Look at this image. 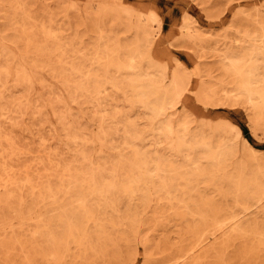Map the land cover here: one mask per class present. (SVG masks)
<instances>
[{
  "label": "rangeland",
  "instance_id": "374dc122",
  "mask_svg": "<svg viewBox=\"0 0 264 264\" xmlns=\"http://www.w3.org/2000/svg\"><path fill=\"white\" fill-rule=\"evenodd\" d=\"M0 238V264H264V0H0Z\"/></svg>",
  "mask_w": 264,
  "mask_h": 264
},
{
  "label": "bare ground",
  "instance_id": "6f19581e",
  "mask_svg": "<svg viewBox=\"0 0 264 264\" xmlns=\"http://www.w3.org/2000/svg\"><path fill=\"white\" fill-rule=\"evenodd\" d=\"M136 155V154H135ZM172 169H174V168H172ZM172 172V171H171ZM174 174V173H173ZM70 175V174H69ZM170 175V174H169ZM172 176V175H171ZM93 180H94V178H93ZM22 182V181H21ZM93 182V181H92ZM15 183V182H14ZM16 184H17V182H16ZM24 184V183H23ZM110 184V183H109ZM108 184V185H109ZM114 184V183H113ZM91 185V184H90ZM93 185V184H92ZM25 186V185H24ZM48 186V185H47ZM95 186V185H94ZM112 186V185H111ZM110 187V186H109ZM123 187V186H122ZM166 187V186H165ZM49 188V187H48ZM96 188V187H95ZM113 188H115L114 186H113ZM116 189V188H115ZM127 189V188H126ZM119 190V189H118ZM121 190H122V188H121ZM128 190H131L132 191V189H128ZM46 191H48V190H46ZM94 191V190H93ZM96 191V190H95ZM101 192H104L103 190H100ZM108 191V190H107ZM123 191V190H122ZM125 191H127V190H125ZM19 192V191H18ZM128 192V191H127ZM133 193V192H132ZM51 194V193H50ZM127 194V193H126ZM168 194V193H167ZM53 195V194H52ZM188 198V197H187ZM190 199V198H189ZM202 200V199H201ZM21 202V201H20ZM203 202V201H202ZM7 203V202H6ZM5 203V204H6ZM77 203V202H76ZM78 203H79V201H78ZM81 203V202H80ZM20 206V205H19ZM75 206V205H74ZM79 208V207H78ZM255 209V208H254ZM255 210H257V208L255 209ZM234 212V211H233ZM232 212V213H233ZM255 212V211H254ZM57 216H59V215H57ZM40 218V217H39ZM59 218V217H58ZM220 224H222L221 225V227L223 228H229V227H233L235 224H236V218H235V215L234 214H232V215H229L228 217H223L220 221H218ZM28 223V222H27ZM69 223V222H68ZM60 224V223H59ZM69 225V224H68ZM97 225V224H96ZM220 227V226H219ZM69 228V227H68ZM239 229V228H238ZM231 231H233L232 229H230ZM34 231V230H33ZM12 232V231H11ZM51 233V232H50ZM34 235H36V234H34ZM14 237H15V235H13ZM37 236V235H36ZM12 238V237H11ZM16 238V237H15ZM1 239V238H0ZM262 239V238H261ZM17 241V240H16ZM19 242H21V241H19ZM61 242H63V241H61ZM18 243V242H17ZM19 244V243H18ZM20 245V244H19ZM22 245V244H21ZM21 247V246H20ZM34 247V246H33ZM197 247V246H196ZM196 249V248H195ZM52 254V253H51ZM53 255V254H52ZM55 255V254H54ZM194 256V255H193Z\"/></svg>",
  "mask_w": 264,
  "mask_h": 264
}]
</instances>
